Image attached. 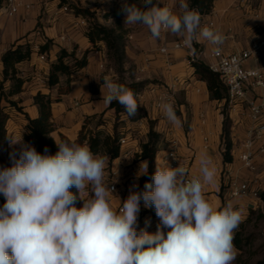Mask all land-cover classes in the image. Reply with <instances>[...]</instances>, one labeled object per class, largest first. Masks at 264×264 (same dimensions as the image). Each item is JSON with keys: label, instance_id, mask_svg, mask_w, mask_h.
<instances>
[{"label": "clouds", "instance_id": "obj_1", "mask_svg": "<svg viewBox=\"0 0 264 264\" xmlns=\"http://www.w3.org/2000/svg\"><path fill=\"white\" fill-rule=\"evenodd\" d=\"M179 8L178 15L160 0H141L139 6L125 0L124 24L146 26L157 41L162 31H170L190 49L197 38L223 44L224 34L201 27V16L188 0H179ZM102 87L107 89L104 95L101 88L104 104L115 101L129 117L138 114L141 104L133 90L108 76ZM161 107L169 122L183 126L171 103ZM7 139L22 144V137ZM56 144L54 155L47 147L41 154L22 144L18 159L10 155L12 166L0 169L5 198L0 264H234L238 250L233 241L243 214L231 201L217 208L207 199L205 187L215 183L217 170L206 150L198 158L199 176L188 179L181 163L156 166L145 190L131 191L116 210L111 203L115 189L105 179L108 157L94 154L86 143ZM141 167L147 174L148 161ZM78 200L82 207L76 206ZM141 200L159 218L155 232L137 231Z\"/></svg>", "mask_w": 264, "mask_h": 264}, {"label": "crops", "instance_id": "obj_2", "mask_svg": "<svg viewBox=\"0 0 264 264\" xmlns=\"http://www.w3.org/2000/svg\"><path fill=\"white\" fill-rule=\"evenodd\" d=\"M21 1L31 8L29 10L21 8L13 17H7L0 11V85H3L4 91L11 87L9 80H3L4 53L14 46L31 45L33 49L31 59L16 66L17 76L25 81L23 90L10 99L19 102L24 114L35 118L39 112L37 105L34 104V96L39 92L50 95L54 101L51 112L55 126L51 137L55 143L61 142L63 138L68 143H75L84 126L86 131L92 130L93 133L100 131L112 136L117 132L120 139H126L127 144L120 147L118 158L110 160L107 156L106 165L117 169L122 180H140L144 175L141 174L143 168L140 166L145 160L135 157L141 153V145L147 141L148 121L152 120L155 123L154 130L161 136L160 150L156 156L157 166H162L161 156L169 149L171 142L176 140L180 161L188 169V175H195L198 173L199 155L206 150L217 170L215 183L205 187L209 202L217 208H222L228 201H231L234 207L246 203L248 209H253L256 201L251 198H229L225 177V171L238 167L237 153L244 139L246 118L238 111H230L233 122L231 132L233 160L231 163H224L221 139L223 115L220 112V104L210 98L206 83L200 81L194 74L192 66L186 61L185 50H169L167 54L159 51L162 47H171L174 43L182 41V38L170 31H162L161 39L153 40L146 26L124 24L122 5L125 0L102 2L106 10H112L113 13L122 16L121 24L126 31L124 69L129 77L127 79L148 81L142 91L143 100L138 109L142 112V118L133 121L127 114H119L121 127L114 128L115 110L104 104L101 92L102 88L103 94L107 95V89L102 87L105 76L118 82L113 67L107 66L106 45L99 42L94 48L86 36L90 25V22H86V17L61 9L64 4L87 8L85 0ZM126 2L131 4L129 0ZM140 3L141 1L136 2L138 6ZM160 3L162 6L168 4L178 15L181 13L179 0H160ZM261 7L262 0H244V3L240 4L238 0H214L209 14L216 15V30L226 37L220 45L224 52L234 53L248 49L261 37L264 32V19L254 17V13ZM48 41L50 43L45 52L39 53L34 50L36 45L41 47ZM193 43L205 44L208 52L212 49V45L203 38H197ZM62 50L69 54L74 53L78 59L89 51L88 63L83 69L72 72L69 83L65 76H61L59 84L49 89L42 81L47 79L51 65L57 61ZM259 63L264 64V52L259 58ZM162 93L172 94L171 104L183 122L182 127L174 126L167 120L162 109L155 108L156 98ZM23 113H16L15 119L18 123L13 122L7 131L17 140L22 137V144H27L24 139L26 120ZM100 120L104 124H101ZM205 135L209 139L207 147L204 145ZM22 144H9L7 151L0 153L10 166H12L10 155L15 153L18 159ZM129 151L131 155L125 158L123 155ZM251 176L248 172L243 173L244 178ZM130 192L129 190L128 195ZM119 204L118 200L112 202L114 209ZM146 208L148 207H145L144 203L140 207L137 231L146 228L149 232H155L160 222L159 218L144 214L143 210Z\"/></svg>", "mask_w": 264, "mask_h": 264}, {"label": "trees", "instance_id": "obj_3", "mask_svg": "<svg viewBox=\"0 0 264 264\" xmlns=\"http://www.w3.org/2000/svg\"><path fill=\"white\" fill-rule=\"evenodd\" d=\"M141 0H129V3L137 2ZM214 0H189V5L191 8L196 9L200 16L208 15L213 8ZM76 15H82L87 18H93L94 13L87 8H81L77 6H71ZM113 16L115 21L112 26L107 27L99 24L97 21H91L90 25L86 31V36L94 48H96L97 43L103 42L106 45L108 55L113 59L117 71H120L125 62V33L123 26L117 19V15L114 12ZM48 41L45 45L41 46L39 53L46 51ZM87 51L84 56L80 59L76 58L74 53H67L62 50L57 58V61L51 65L48 73L46 86L51 89L56 87L60 82V77L65 76L67 78V83L71 81L70 76L73 71H79L87 66L88 59ZM33 54V49L31 45H18L7 50L2 56L3 64V80H9L11 82V87L7 93L3 90V85H0V101L4 99L10 108H13L19 113L22 112V108L19 106L18 101L11 100L10 98L19 94L23 90L24 80L17 76L16 66L24 61L30 60ZM194 74L200 81H203L207 85V89L212 100H216L218 103H224L225 107L228 106L227 98L228 91L226 85L219 79V76L211 72L207 65L202 62H196L192 64ZM147 82L142 83H130L125 85L126 87L133 90L136 94L141 92ZM54 101L51 99L50 95L43 94L41 92L34 96V104L38 107V116L35 118H30L26 114L24 125V139L27 144L33 145L38 152L44 153L45 147L49 149V154L54 155L58 151L57 144L51 137V133L55 130L54 123L52 122V112L51 107ZM111 109L115 110L116 113V123H119V114H126L124 108L117 102H112L110 105ZM140 112V111H138ZM222 158L224 163H231L233 160V155L231 151L233 149V142L231 137L232 132V119L228 109L222 113ZM142 114L138 113L136 117H132L133 121L142 118ZM10 119V115L4 113L3 109L0 107V153L5 152L9 146V140L7 139L8 131L6 128L7 121ZM149 131L147 135V141L141 145V153L136 155L135 158H140L142 160L148 161V172L144 174L139 180V191L143 192L144 185L151 182V176L155 172L156 156L160 150L161 136L154 130V121L149 120ZM120 136L115 132L112 136L106 135L103 132L89 133L85 130V126L82 128L79 137L75 143L77 144H88L91 151L94 154H99L102 156H109L110 160H114L120 155ZM61 142H67L66 139H62ZM4 167H10L9 163L5 161L0 155V169ZM74 193L76 190L71 189ZM264 196V195H262ZM5 203V198L0 194V207ZM81 201H77L76 206L80 205ZM144 214H150L153 217H157L155 214L154 207H148L143 210ZM237 247H241L238 240L233 241ZM261 264H264V260Z\"/></svg>", "mask_w": 264, "mask_h": 264}, {"label": "built area", "instance_id": "obj_4", "mask_svg": "<svg viewBox=\"0 0 264 264\" xmlns=\"http://www.w3.org/2000/svg\"><path fill=\"white\" fill-rule=\"evenodd\" d=\"M104 0H85L87 9L94 13L93 18H87L86 22L97 21L103 26L110 27L113 25L115 18L112 10H106L102 4ZM238 3H244V0H238ZM263 7L254 13L256 19H264V0H262ZM172 11L173 9L168 5ZM21 8L29 10L30 5L24 4L21 0H0V11L7 17L15 16ZM64 12H73V8L69 4L61 6ZM215 14H208V16L201 17V27L208 26L216 30ZM163 32H167L166 30ZM212 45L211 51H207L205 44H192L190 49L184 41L174 43L171 47H162L159 51L162 54H167L169 50H185L186 61L192 66L193 63L202 62L207 65L208 69L217 74L219 79L226 85L228 91L227 104L230 111H238L246 118L247 124L245 126L244 139L241 142L237 161L238 167L235 169L225 171L227 181V191L230 199L251 198L255 201H260L259 188L261 180L257 174V160L264 155V64L260 65L259 58L264 52V32L261 37L256 40L248 49L242 51L227 53L222 50L220 45ZM217 48L219 51L217 52ZM40 47L36 45L34 50L39 51ZM192 49L195 50L193 54ZM253 62L254 66H250ZM47 79L42 81L46 84ZM139 103H142V91L137 93ZM172 102V94L162 93L157 96L155 101V108L162 109V105ZM141 105L138 107L140 109ZM203 117V116H201ZM120 147L127 144L125 138L119 140ZM208 136H204V145L208 146ZM131 152H126L123 156L129 157ZM175 156V158H174ZM169 163L172 167H177L181 163L178 157V143L176 140L171 142L169 149H167L161 156L162 166ZM184 166V165H183ZM248 172L251 178H244L243 173ZM217 174V172H216ZM195 175H188V179ZM105 179L110 182L109 186L115 191L111 197V203L114 200L120 201L116 210L121 208V203L126 199L128 191H139V180L126 179L122 180L119 171L111 165H106ZM114 181V183H113ZM87 197V193H85ZM143 200L140 202V207L143 205ZM253 205V209L256 208ZM79 207V206H78ZM82 207V201L80 203Z\"/></svg>", "mask_w": 264, "mask_h": 264}, {"label": "rangeland", "instance_id": "obj_5", "mask_svg": "<svg viewBox=\"0 0 264 264\" xmlns=\"http://www.w3.org/2000/svg\"><path fill=\"white\" fill-rule=\"evenodd\" d=\"M116 15H117V19L121 23L123 21L121 18L122 16L117 13ZM107 66L113 67L115 73L118 76V83H121L123 85H128L133 82L135 83L147 82L148 84V81H133V80L129 81V79H127L129 78L127 75V71L124 69V64L122 69L120 71H117V67L113 59L108 55V53H107ZM250 66H253V62L250 63ZM146 85L144 86V88L146 87ZM144 88L142 89V91L144 90ZM4 92L7 93L8 90ZM219 104H220L221 114L225 112L227 109L228 112L230 113V108L228 106L225 107L224 103H219ZM0 107L3 109L4 113L10 115V119L7 121L6 124L7 129L8 127L13 125V122L14 124L18 123V121H16L15 119V117H17L16 113L18 112L13 108H10L4 99H1ZM138 113L142 114L141 111ZM129 118L132 120V117ZM100 123L104 124L102 120H100ZM113 127L120 128L121 123H116L115 121L113 123ZM93 130H95V128H93ZM88 131L89 133H93L92 130H88ZM257 174L259 179L261 180V186L259 188L261 202L256 201V203L254 204L256 205L255 206L256 208L254 209H248L246 203L238 204L235 206V208H238L242 211L243 221L239 225L238 229L235 231L234 240H238L241 247L240 248L237 247L236 244L234 243L236 249L238 250V255L236 257V260L234 261V264H261L264 260V196H262L264 195V155L259 157L257 160Z\"/></svg>", "mask_w": 264, "mask_h": 264}]
</instances>
